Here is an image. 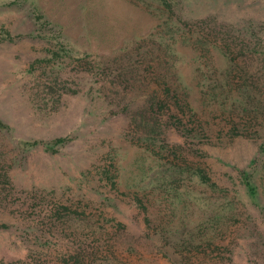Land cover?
I'll list each match as a JSON object with an SVG mask.
<instances>
[{"label": "trees", "instance_id": "16d2710c", "mask_svg": "<svg viewBox=\"0 0 264 264\" xmlns=\"http://www.w3.org/2000/svg\"><path fill=\"white\" fill-rule=\"evenodd\" d=\"M126 1L155 16L151 30L125 39L109 58L92 61L84 54L79 60L92 78L110 75L109 100L102 106L125 119L109 164L118 175L114 181L104 170L103 178L119 190L126 157L122 145L143 157L123 187L141 215L143 232H127L113 217L91 210L89 200L81 208L69 201L57 205L42 224L1 222L0 232L12 230L26 255L0 258V264H224L210 256L229 249L218 242L228 232L233 234L228 243H234L244 236L241 229L253 231L249 209L264 220V183L252 174L264 167V22H225L215 13L183 19L180 0ZM33 10L37 27L62 38L56 25ZM60 52L77 59L63 45L51 51L52 58ZM0 130H9L1 120ZM170 133L179 140L169 139ZM236 137L255 147L247 165L237 168L240 190L210 176L200 148ZM66 140L22 139L17 146L23 152L37 146L52 153ZM5 181L3 174L1 188ZM115 199L98 193L97 202L114 208Z\"/></svg>", "mask_w": 264, "mask_h": 264}, {"label": "rangeland", "instance_id": "374dc122", "mask_svg": "<svg viewBox=\"0 0 264 264\" xmlns=\"http://www.w3.org/2000/svg\"><path fill=\"white\" fill-rule=\"evenodd\" d=\"M180 1L183 19L215 13L225 22L242 18L264 22V0ZM34 7L60 29L62 38L37 27L32 18ZM156 20L126 0H0V120L9 126L8 131L0 130V177L6 176L0 187V223L19 224L27 219L42 224L57 205L73 201L80 206L89 200L91 210L113 217L127 232H143L141 215L123 194L143 157L122 145L120 152L126 157L121 163L119 190L103 178L104 170L115 176L114 181L118 175L109 164L125 119L107 113L102 106L109 100L110 75L90 77L79 58L84 54L92 61L109 58L125 39L147 34ZM62 45L72 49L75 61L62 52L52 58L51 51ZM184 71L191 73V65ZM192 103L196 104L195 99ZM53 137L67 140L52 153L37 146L23 152L17 146L18 140ZM169 139L179 137L170 133ZM253 143L236 137L224 145H201L210 176L219 183L231 181L240 190L237 168L253 157ZM252 174L255 182L264 183V167ZM98 193L116 196L114 208L97 202ZM248 213L253 231L241 229L244 236L234 243H228L233 236L228 232L218 243L228 244L229 249L211 253L214 260L264 264V220L251 209ZM11 231L0 232V258L23 259L26 248Z\"/></svg>", "mask_w": 264, "mask_h": 264}]
</instances>
